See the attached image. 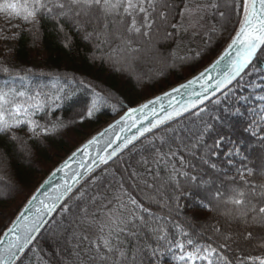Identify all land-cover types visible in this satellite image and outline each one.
Masks as SVG:
<instances>
[{
  "label": "trees",
  "instance_id": "16d2710c",
  "mask_svg": "<svg viewBox=\"0 0 264 264\" xmlns=\"http://www.w3.org/2000/svg\"><path fill=\"white\" fill-rule=\"evenodd\" d=\"M168 2L178 5L175 9H164L169 12V24L157 18V24L150 33L151 38L132 35L128 37L133 41L131 45L116 35H110L106 42L95 37L86 38V33L92 32L91 26L81 29L67 19H61L58 24L51 15H45L38 17L35 26L22 22V27L13 34L17 38L11 39L14 48L0 50V64L10 69L8 73L0 71V89H15L29 95L37 92L55 95L58 89H63L66 96L62 97L63 102L59 107H46L32 117L44 126L43 129L38 128L36 133L30 131L27 124L0 132V236L39 184L69 153L114 117L189 78L213 61L235 34L243 15V0H216L220 7L208 13L212 27L202 34L201 44L193 45V41L189 40L181 47H190L179 52L178 46L183 44L182 31L174 30L170 24L179 23L178 12L182 10L183 0ZM206 2L211 3V0ZM219 12H224L225 17L221 18ZM129 67L136 69L137 78L127 74ZM241 78L246 86L261 79L262 87L255 92L264 94V48L257 53ZM249 91L247 87L239 88L219 102L207 103L204 110L192 112L154 131L95 172L69 197L18 264H41L33 251L35 248L40 249L39 257L47 264H80V261L94 264L89 258L94 253L84 251L90 247L88 241L77 239L74 234L94 239L97 233L93 235L88 232L93 227H89L91 219L87 218L94 217L92 213L97 210L98 219L95 220H103L109 209L119 207L121 201L117 200V196L127 203V196L123 195L125 190L153 212L165 217L163 223L167 224L170 238L173 239L172 244L158 242L160 251L157 256H152L145 249V264H181L174 259L179 252L175 248V240L180 237L173 223L178 221L195 235L203 225L217 221L224 230V218L216 212L202 209L188 196H181L177 207L171 199L174 188L171 183L162 190L163 195L169 198L171 212L159 204H150L144 199V194L155 189H148L140 180H147L160 189L168 179L164 163L157 165L154 162L157 149L167 150V146L160 143L161 137L180 150L177 157L170 158L169 163L176 162V167L181 168L178 160L182 155V171L196 177L195 184L201 185L199 189L193 188L187 182L188 178L181 175L178 179L186 192H204L220 187L226 189L232 183H239L237 169L242 165L253 168L258 174L264 163V139H260L264 137V124L258 134L252 136L248 131L251 124L248 113L250 106L240 104L242 110L237 111L239 96ZM94 92L100 93L104 99L99 110L88 117L86 112ZM202 134L203 143L192 148ZM221 137L225 139L218 149L220 154L205 157L209 163L217 164V169H212L201 159L205 155L204 146L212 145ZM233 146L241 150L243 157L228 156ZM228 159L232 160L231 164L227 163ZM148 169H151L150 173ZM133 171L141 174L140 180L133 177ZM157 171L159 177L153 179ZM230 177H236V180ZM249 179L258 180L259 176ZM7 218H10L9 222H6ZM188 221L195 227H190ZM82 224L84 231H79ZM139 232L137 238L122 234V239L129 242L127 246L130 249L135 246L136 239L143 245L145 237H148V244L157 246V241L146 228L139 229ZM207 233L211 235L210 228ZM206 239L205 236L200 242ZM77 243L80 247L74 248ZM256 243L243 242L241 250L247 249L245 255L264 254V248L255 247ZM232 247L236 248L237 245L233 244ZM75 252L80 253L79 258Z\"/></svg>",
  "mask_w": 264,
  "mask_h": 264
},
{
  "label": "snow or ice",
  "instance_id": "6c2138e0",
  "mask_svg": "<svg viewBox=\"0 0 264 264\" xmlns=\"http://www.w3.org/2000/svg\"><path fill=\"white\" fill-rule=\"evenodd\" d=\"M177 7L178 5L169 3L168 0H0V12H5L9 18L19 19L26 24L35 26L38 24V17L51 15L58 24L61 19H67L73 21L81 29L91 26L92 32L86 33V38L95 37L106 42L110 35H116L128 45L133 43L128 38L132 35L150 39V33L157 24V18L165 24H169V12L164 11V9ZM219 7L220 5L216 3V0H211V3L205 2V0H183L182 10L178 12L180 21L179 23H171L170 27L183 32L189 31L190 28L195 29L206 14L213 9H219ZM242 8V23L231 44H229V49L235 48L237 54L229 64L231 71L223 82L224 86L239 76L253 62L257 52L264 48V0H243ZM219 16L224 18L225 13L219 12ZM15 26L19 27V25ZM60 27L63 30L62 24ZM28 31H32V29H28ZM168 35H172V33H168ZM0 38L15 39L17 37L13 35L0 36ZM225 57H231V51L226 50L224 56H221L213 64V69ZM0 71L8 73L10 69L0 64ZM25 78L21 77V79ZM81 83L83 82L81 81ZM62 97L66 98L63 89H58L55 95L49 93L42 95L39 92L35 95H29L26 92H17L15 89L7 91L0 89V132H7L22 124H27L30 131L36 133L38 128L43 129L44 126L39 121L33 120L32 117L37 112L44 111L46 107L53 105L59 107L63 102ZM103 99L100 93L94 92L91 105L86 112L88 117H92L99 110ZM174 115L179 116L180 113H169L165 120H171ZM260 120L264 122V114L260 116ZM158 123L162 124L164 121L161 120ZM155 126L153 125V127ZM252 135H257V132L253 130ZM13 139L16 137L13 136ZM224 139L221 137L215 140L212 145L204 146L205 155L201 159L205 164H209L212 169H217V164L209 163L205 157L209 155L218 156L220 154L218 149H220ZM260 139H264V137H260ZM203 141L204 135L202 134L198 137L197 143L192 145V148L199 147ZM89 143H95V140ZM160 143L166 145L167 150L157 149L154 162L157 165L161 162L164 163L168 171V179L161 184L160 189H156V185L147 180H140L141 174L135 171L132 173L133 177L140 180L148 189H155L154 192H146L144 199L150 204H159L171 212L169 198L163 195L162 191L171 183L174 186L171 199L177 207L181 196H188L196 201L202 209L218 213L224 218L225 223L224 230L221 229L219 221H217L215 224L203 225L202 229L193 235L184 225L178 221L174 222L172 226L180 237V239L175 240V248L181 252L177 259L183 264H197V262H201V264H264V254L245 255L247 249L241 250L240 247L243 242L256 241L255 247L264 248V169H261L257 174L253 168L242 165L237 169L239 183H232L226 189L220 187L204 192H186L178 179L181 175L188 178L187 182L191 187L199 189L201 185L195 184L196 177H190L188 172L182 171L184 164L182 155L179 156L178 160L181 168L176 167V162L169 163L170 158L177 157L180 150L173 148L171 142L166 141L163 137L160 138ZM85 149H87V145H85ZM114 154L115 152L112 153V155ZM239 154V149H234L228 153V156ZM102 162L107 163V158H102ZM227 163L231 164L232 160L228 159ZM147 171L150 173L151 169ZM256 175L259 176L258 180L249 179V177ZM157 177H159V171L153 176V179ZM229 179L235 181L236 177ZM204 183L207 184L208 182ZM70 190V186L65 188V192ZM123 195L127 196V203H124L121 197L117 196V200L121 201L118 208L109 209L106 218L103 220L93 219L88 222L89 227L96 229L97 235L94 239L89 240L87 235L74 234L77 239L88 241L90 247L84 251L94 253L89 257L94 261V264H145L143 259L145 249L152 256H157L160 251L159 241H165L167 244L173 243L168 226L163 223L165 217L153 212L150 207L145 206L126 190ZM37 199L38 197L33 195L28 203L32 204ZM40 203L43 204V201ZM55 208L56 203H51L40 211L47 214L53 212ZM26 211H28L27 208ZM25 212H21L17 220L24 217ZM43 222V215H38L37 220L23 229L15 224L8 228L4 237H9L11 234L14 238H9L7 241L0 239V245H6L0 248V264H16V261L21 258L20 254L37 239ZM188 223L190 227H195L191 221ZM141 228H146L148 233L154 237L157 241L156 247L147 243L148 237H145L143 245L139 239H136L133 248L130 249L127 246L129 242L122 239V234L126 233L129 237L137 238ZM208 228L211 229V235L207 233ZM205 236L207 237L206 241L200 242ZM233 244L237 247L233 248ZM188 246H191L190 249ZM79 247V243L74 245V248ZM33 251L41 264H47L39 257L40 249L35 248ZM228 253H232V255L229 256ZM75 255L79 258L80 253L75 252ZM80 264H84V262L80 261Z\"/></svg>",
  "mask_w": 264,
  "mask_h": 264
},
{
  "label": "water",
  "instance_id": "95a60500",
  "mask_svg": "<svg viewBox=\"0 0 264 264\" xmlns=\"http://www.w3.org/2000/svg\"><path fill=\"white\" fill-rule=\"evenodd\" d=\"M241 23L242 19L240 25ZM240 25L232 39L239 31ZM232 39L206 67L180 83L171 86L114 117L69 153L39 184L5 231L13 227L14 224L23 229L34 220H37L38 215H43L44 222L41 224L40 231L37 234L38 239L69 197L95 172L111 163L116 157L144 137L194 111L202 109L207 103L214 101L225 93L249 67L245 68L231 83L224 86L223 82L231 71L229 64L235 59L237 54L235 48L229 49V44H231ZM226 50L231 51V57H225L213 69V64L221 56H224ZM201 73H203V76H201ZM133 109L135 111H132ZM176 112H179L180 115H174L171 120H165V117L169 113ZM161 120L164 123L159 124L158 121ZM153 125L156 126L153 127ZM93 140H95V143H89ZM85 145H87V149H85ZM113 152H115L114 155H112ZM102 158H107V163H103ZM68 186H70L71 190L65 192V188ZM33 195H36L38 199L33 201L32 204H29L28 201ZM41 201H43V204L40 203ZM51 203H56V208L53 212L45 214L40 211ZM26 208L28 211L25 212ZM21 212H25L24 217L17 220ZM5 231L0 236V239L7 241L9 238H14L11 234L9 237H4ZM35 241L20 254L21 258L16 261V264L21 261ZM5 246L0 245V248Z\"/></svg>",
  "mask_w": 264,
  "mask_h": 264
},
{
  "label": "rangeland",
  "instance_id": "374dc122",
  "mask_svg": "<svg viewBox=\"0 0 264 264\" xmlns=\"http://www.w3.org/2000/svg\"><path fill=\"white\" fill-rule=\"evenodd\" d=\"M206 2V0H205ZM210 18H209V14H206L204 16V19L200 21V24L195 28L192 29L190 28L189 31L187 32H183L180 33V36L182 37L181 39V43L179 46L181 47L182 45L188 44V41H193V45H199V43L201 44L200 38L202 36V34H205L208 30L211 29L212 25L210 22ZM186 26H187V21L185 22ZM15 25H19V27H16ZM22 27V21L19 19H14V18H9L7 16V14L5 12H0V28L2 30L1 32V36H9V35H13L14 33H16L20 28ZM14 42L11 39H3L0 38V50H11L14 48ZM140 46V45H139ZM178 46V51H185L186 48H189L190 46H186L184 49L181 47L179 48ZM138 47V46H137ZM143 47V46H141ZM139 53H142L141 50H138ZM156 56H160V54L155 53ZM152 55V54H151ZM147 56L150 57V54H148ZM154 56V54H153ZM152 57V56H151ZM131 59H135L131 58ZM147 60V59H146ZM117 63V62H116ZM208 65V64H207ZM206 65V66H207ZM205 66V67H206ZM204 68V67H203ZM202 68V69H203ZM136 69H134V67H129V71H127V74L134 76L137 78L136 76ZM201 70V69H200ZM199 70V71H200ZM198 72V71H197ZM243 79L241 78L240 81H236L229 89H227V91L225 93H223L221 96H219L216 99V102L221 101L222 99H225L226 97H228L229 95H232L233 93H235L236 90H238L239 88H244L247 87L250 91L247 93L245 92L244 94H241V96H239L238 98V103H237V107L239 112H241L242 108L240 107V104L243 105H248L250 106L248 113L251 116V124L249 125V132H251L250 134H252V131H256L257 134L260 131L261 127L263 126L264 122H261L260 120V116L262 114H264V94L260 93V92H255V90L259 89L262 87V84L260 82L261 79L255 80L253 82V84L246 86L243 81ZM202 111V110H201ZM112 120V119H111ZM110 120V121H111ZM101 128L97 129L96 132L98 130H100ZM253 136V135H252ZM256 136V135H255ZM235 146V145H234ZM234 146L232 147V149L229 150V152H232L234 149H239V148H234ZM77 148V147H76ZM228 152V153H229ZM239 155H241V150L239 149ZM242 156V155H241ZM243 157V156H242ZM262 163V162H261ZM261 169H264V163L261 164ZM96 213L97 210L94 211L92 214H95V218L93 216H89L87 219H98L96 217ZM5 216V215H4ZM106 217H104L105 219ZM86 219V220H87ZM10 218L6 219V222H9ZM13 220V219H12ZM12 222V221H11ZM9 222V223H11ZM94 228V227H93ZM88 229V232L90 234L95 235L97 232L95 229ZM79 231H84V225H80L79 227ZM87 232V231H86ZM177 249V248H176ZM178 253L176 255H174V259H176L179 263L183 264V262L179 261L177 259V257L179 255H181L180 250L178 249ZM199 263V262H197Z\"/></svg>",
  "mask_w": 264,
  "mask_h": 264
}]
</instances>
